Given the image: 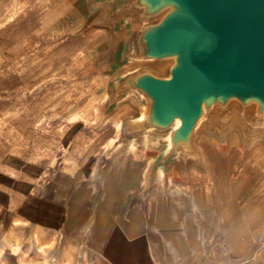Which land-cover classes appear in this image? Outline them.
<instances>
[{"label":"crops","instance_id":"obj_1","mask_svg":"<svg viewBox=\"0 0 264 264\" xmlns=\"http://www.w3.org/2000/svg\"><path fill=\"white\" fill-rule=\"evenodd\" d=\"M110 8L0 0V219L27 231L0 264H264L263 136L205 130L199 164L126 138Z\"/></svg>","mask_w":264,"mask_h":264},{"label":"water","instance_id":"obj_2","mask_svg":"<svg viewBox=\"0 0 264 264\" xmlns=\"http://www.w3.org/2000/svg\"><path fill=\"white\" fill-rule=\"evenodd\" d=\"M120 34L113 101L141 114L125 137L164 144L161 163H201L195 134L264 136V0H111Z\"/></svg>","mask_w":264,"mask_h":264},{"label":"rangeland","instance_id":"obj_3","mask_svg":"<svg viewBox=\"0 0 264 264\" xmlns=\"http://www.w3.org/2000/svg\"><path fill=\"white\" fill-rule=\"evenodd\" d=\"M206 121L207 119H205L201 123L195 134V145L200 149V151H201V145L204 143L203 132L205 131L204 123H206ZM219 128H221V126L217 127L212 132H215L217 134L223 133ZM263 141H264V136H263ZM201 156H203L202 153ZM3 215H4L3 218L0 219V225H1L0 232L2 233L1 235H3L4 237H9L13 240H18V241H23L24 239L26 240V232H27L26 218H23L22 215L19 213V211H15V213L4 212ZM20 246L26 247V245H20Z\"/></svg>","mask_w":264,"mask_h":264}]
</instances>
